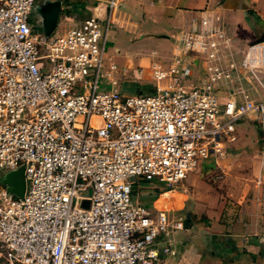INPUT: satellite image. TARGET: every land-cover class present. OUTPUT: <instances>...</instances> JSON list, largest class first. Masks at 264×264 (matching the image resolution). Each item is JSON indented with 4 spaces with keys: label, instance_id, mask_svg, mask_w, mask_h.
Instances as JSON below:
<instances>
[{
    "label": "built area",
    "instance_id": "obj_1",
    "mask_svg": "<svg viewBox=\"0 0 264 264\" xmlns=\"http://www.w3.org/2000/svg\"><path fill=\"white\" fill-rule=\"evenodd\" d=\"M41 1L0 0V264H168L183 217L142 205L132 186L172 188L224 157L239 120L261 121L264 100L241 81L263 51L192 17L173 52L148 63L153 91L125 94L115 64L103 68L117 0L104 17H62L47 35L33 11ZM261 138L264 153L263 127ZM15 169L20 196L2 181Z\"/></svg>",
    "mask_w": 264,
    "mask_h": 264
},
{
    "label": "crops",
    "instance_id": "obj_2",
    "mask_svg": "<svg viewBox=\"0 0 264 264\" xmlns=\"http://www.w3.org/2000/svg\"><path fill=\"white\" fill-rule=\"evenodd\" d=\"M57 1V21L62 17L70 21L91 15L104 17L111 10L106 33L110 48H106L104 55L107 64L114 63L121 70L110 73L118 79L120 89L132 83L144 88L141 93H151L154 86L147 66L152 60L144 57L146 52H126L125 44L144 45L150 41L167 49L160 57L165 60L174 50L178 29L192 17L207 15L224 25L242 48L258 44L262 49L261 66L254 76L242 79L241 85L248 94L254 91L253 96H260L264 90V73L260 70L264 66V0H117L110 10L107 0ZM157 53L153 48L146 54ZM250 119L249 116L236 123L235 141L226 145L223 158L210 157L217 163L228 159L231 165L241 167L245 181L219 189L200 174L188 172L181 182L190 187L191 194L183 196L180 204H174L177 200L173 191L179 193L174 189H161L149 183L142 191L146 194L142 205L168 209L175 215L178 211L177 216L183 217L182 230L174 233L176 252L167 259L168 264H264V153L255 147L258 138ZM249 153L259 158L246 160L245 163L250 162L247 167L241 160Z\"/></svg>",
    "mask_w": 264,
    "mask_h": 264
},
{
    "label": "rangeland",
    "instance_id": "obj_3",
    "mask_svg": "<svg viewBox=\"0 0 264 264\" xmlns=\"http://www.w3.org/2000/svg\"><path fill=\"white\" fill-rule=\"evenodd\" d=\"M33 11H35L36 13H38L36 11V6L35 8H33ZM37 17V16H36ZM109 30V28H108ZM107 30V32H108ZM106 41H107V38H106ZM106 48L109 49L110 48V44L108 45V43L106 44ZM124 50L126 52H129V53H135L136 51H139L141 53H147V51H149L150 49H153V48H156L157 49V54L155 55H147L146 53L144 54V57H147L148 59L150 58V60H160V57L162 54H165L164 52L167 51V49H164V48H161L160 46H156L155 43H152V42H147V43H144V45H138L136 43H128V44H125L123 46ZM107 60H106V55H104L103 57V68H107L108 64H107ZM115 69L114 71H117V73H119L121 70L118 69L117 65L115 64ZM262 71V73H264V66H262V68L260 69ZM121 90L123 93L125 94H135V93H138L139 91H142L144 92L143 90H139V88L135 85H133L132 83H126L123 85V87H121ZM255 92L252 91L250 92V96L253 97L255 100H264V90H261L260 93L257 92L258 95L260 96H253ZM249 116H245L244 118H242L241 120H239L240 122L241 121H245V119H247ZM256 115H253L251 116L250 120V124L253 125L255 128H254V131L256 132L257 134V138H258V141L256 142V149L258 150H262L263 151V139L261 138L262 137V127H264V118L256 124V122L258 121L257 119L253 120V118H255ZM254 121V122H253ZM256 121V122H255ZM255 124V125H254ZM259 128V130H258ZM260 137V138H259ZM257 153V151H256ZM255 154H248L247 156L249 157H243L242 160H241V163L244 165V166H247L250 165L249 163L250 162H246V160H254L256 159V156H254ZM210 157H213V156H210ZM210 157H207L204 159V164L201 165V163L197 166L196 169L190 171L189 173H194V174H200L201 178L206 180L208 183H210L211 185L213 186H217V188L219 189H224L226 188V186H231V185H234V184H237L238 181L242 180V181H245V178L242 176V169L241 167H239L238 165H231L228 161V159H224L223 161L221 162H215L214 160H212V158ZM259 158V156H258ZM258 158L256 159V161H258ZM255 163V162H254ZM241 164V166H242ZM264 173V171H262ZM1 175V174H0ZM184 179V178H183ZM182 179V180H183ZM181 180V181H182ZM135 184L134 186H132V191H131V194H132V197L135 198L136 201H138L139 203H143L142 200L145 199V193L142 192L144 191L145 189V186L148 185L149 183L153 184L154 187H157V188H161L162 184L159 183L158 181H151V180H148V181H145L144 179H136L135 180ZM183 182V181H182ZM182 182H179L177 183L175 186H173L171 189H174L176 191H178L179 193H176L173 191V197H174V200H177L175 201L174 204H180V199L184 196H189L191 194V190H190V187L189 186H184ZM209 184V185H210ZM134 188V189H133ZM161 189H167V188H161ZM240 190H242V187H240ZM143 193V195H142ZM183 195H182V194ZM176 213L179 214L178 211H176ZM176 214V215H178ZM0 262H1V258H0Z\"/></svg>",
    "mask_w": 264,
    "mask_h": 264
},
{
    "label": "water",
    "instance_id": "obj_4",
    "mask_svg": "<svg viewBox=\"0 0 264 264\" xmlns=\"http://www.w3.org/2000/svg\"><path fill=\"white\" fill-rule=\"evenodd\" d=\"M36 11L42 18L41 28L44 35L50 33L53 30L58 18V1L57 0H45L36 6ZM2 181L7 185V190L18 194L20 196L25 186V180L23 178L21 169H15L8 171L2 175ZM84 207L87 205L86 200H82Z\"/></svg>",
    "mask_w": 264,
    "mask_h": 264
},
{
    "label": "trees",
    "instance_id": "obj_5",
    "mask_svg": "<svg viewBox=\"0 0 264 264\" xmlns=\"http://www.w3.org/2000/svg\"><path fill=\"white\" fill-rule=\"evenodd\" d=\"M137 87H138V86L136 85V88H137ZM138 88H139V87H138ZM142 89H144V88H141V87L139 88V90H142ZM139 92H140V91H139Z\"/></svg>",
    "mask_w": 264,
    "mask_h": 264
}]
</instances>
